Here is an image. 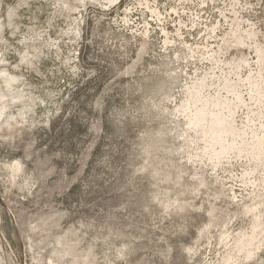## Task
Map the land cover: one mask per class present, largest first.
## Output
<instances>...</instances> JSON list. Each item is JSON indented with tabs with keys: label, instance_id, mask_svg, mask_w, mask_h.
<instances>
[{
	"label": "rangeland",
	"instance_id": "obj_1",
	"mask_svg": "<svg viewBox=\"0 0 264 264\" xmlns=\"http://www.w3.org/2000/svg\"><path fill=\"white\" fill-rule=\"evenodd\" d=\"M0 264H264V0H0Z\"/></svg>",
	"mask_w": 264,
	"mask_h": 264
}]
</instances>
